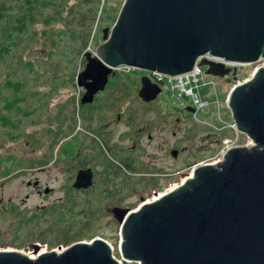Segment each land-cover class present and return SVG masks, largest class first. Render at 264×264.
<instances>
[{
  "label": "water",
  "instance_id": "95a60500",
  "mask_svg": "<svg viewBox=\"0 0 264 264\" xmlns=\"http://www.w3.org/2000/svg\"><path fill=\"white\" fill-rule=\"evenodd\" d=\"M102 41L85 53L78 75L86 103L119 67L179 76L201 58L207 76L236 80L235 69L205 57L242 65L264 58V0H125ZM141 82L140 99L154 101L163 83ZM227 105L254 146L227 147L223 161L198 165L172 191L116 211L119 260L110 243L96 237L59 253L34 244V258L0 249V264H264V66L235 85Z\"/></svg>",
  "mask_w": 264,
  "mask_h": 264
},
{
  "label": "rangeland",
  "instance_id": "374dc122",
  "mask_svg": "<svg viewBox=\"0 0 264 264\" xmlns=\"http://www.w3.org/2000/svg\"><path fill=\"white\" fill-rule=\"evenodd\" d=\"M41 1L44 3L53 1L55 4L52 7L47 3L34 12L35 23L29 25L27 34L19 36L17 49L13 51L14 56L9 62L11 66L6 67L8 65L6 62L0 63V83L4 80L5 74L15 71L14 77L18 81H25L24 89L37 90L40 93L39 97L42 98L40 103L29 101L23 105L33 113L21 119L20 133L9 130L6 134L0 128V156L11 155L21 164L20 167H11L9 162L0 164V171L2 166L11 167L8 176L0 173V249L31 255L32 245L37 244L47 251L59 253L75 242L90 243L94 238L101 237L110 243L113 255L119 260L121 229L116 216L109 208L114 206V203L95 199L89 201L86 197L55 203L64 195V185L67 184L68 175L59 171L56 164L48 167L44 163L48 124L44 111L46 100L47 103H51V108L58 103L76 104L79 99V88L75 79L79 70L84 68V55L87 52H95L103 43V29L110 30L113 27L125 0H93L94 3L100 1L97 12L96 4L93 2L81 4L80 0ZM16 7L11 12L13 19L24 13L22 8ZM47 19L52 20L48 26L43 22ZM43 31L47 32L45 36L42 35ZM59 31H61L60 35ZM0 39H3L2 34ZM27 62L33 63L32 72L23 71V64ZM262 66H264V58L256 64L237 68L236 80L231 79L230 75L221 79L212 75L207 76L205 74L207 68H202L204 81L198 82L197 87L193 85L192 89L193 93H199L203 105L192 104V98L183 94V104L197 107V114L193 115V118L198 123L204 120L208 131H216L220 139L219 148L208 155L206 164L223 161V153L227 147L245 145L249 149L250 146H254L253 141L244 133L238 134L231 130L228 124H231L233 119L226 103L235 85L238 82L240 84L248 82L254 72ZM115 70L117 72L114 84L125 85V88L130 90L128 92L130 99L133 97L131 90L139 88L141 77L152 79L149 71L146 70L132 68L128 73L122 67ZM167 84V81L161 84L160 96L157 98L162 102L160 104L162 112L167 113L177 109L182 117L185 116L183 108L177 107L183 104L173 96V93H178L173 92ZM125 99L126 96L121 95L117 97L116 103L124 104ZM51 122H53L51 126L56 123L54 118ZM56 149L57 147H54L51 151L50 163L56 157ZM190 172L192 173L191 170ZM35 180H38L40 185L48 182V186L54 189L53 193L44 194L42 188L41 193H38L36 188L27 186V182ZM181 181L182 178L178 177L171 184L163 185L157 194L153 192L146 194L144 201L137 200L130 206L131 210L146 200H156L159 198L157 197L159 193L172 191L177 188L174 184L180 185ZM22 200L26 201L22 203ZM10 207L15 212H11ZM59 215L64 216V223L57 218ZM64 233L73 237L67 245L64 243L66 238L64 241L61 240Z\"/></svg>",
  "mask_w": 264,
  "mask_h": 264
},
{
  "label": "flooded vegetation",
  "instance_id": "af4514ba",
  "mask_svg": "<svg viewBox=\"0 0 264 264\" xmlns=\"http://www.w3.org/2000/svg\"><path fill=\"white\" fill-rule=\"evenodd\" d=\"M84 68L76 75V85ZM116 72L108 76L102 92L95 93L89 103L85 89L79 85L76 104L58 103L51 108V103H45L48 124L44 163L48 167L56 164L68 175L64 195L55 203L86 197L114 203L109 207L113 215L120 209L131 210L135 201H144L151 192L157 194L178 177L184 182L183 178L192 174L189 170L206 165L208 155L219 148L218 133L208 131L204 120L198 123L193 118L197 107L178 105L184 110L183 117L177 109L163 113L162 102L157 100L160 95L154 101L140 99L141 79L139 88L131 90L130 99L125 85L114 84ZM79 80L84 85L89 83ZM121 95L126 96L124 104L116 103ZM52 118L56 123L51 126ZM54 147L56 157L50 163ZM27 186L38 193L42 188L47 195L54 191L48 182L40 185L38 180L27 182ZM10 211L15 212L12 207Z\"/></svg>",
  "mask_w": 264,
  "mask_h": 264
},
{
  "label": "trees",
  "instance_id": "16d2710c",
  "mask_svg": "<svg viewBox=\"0 0 264 264\" xmlns=\"http://www.w3.org/2000/svg\"><path fill=\"white\" fill-rule=\"evenodd\" d=\"M48 1V0H47ZM89 3L93 0H80V3ZM100 1L95 6L96 12L99 9ZM49 3V2H47ZM41 0H0V35H3V39H0V63H7L6 67H10L9 63L12 59L13 51L17 49V40L20 35H25L29 31V25L35 23L34 12H36L41 6L47 5ZM54 7L53 1L49 3ZM24 10L21 15L12 18V11L14 7ZM57 10V9H56ZM71 11V10H70ZM59 12V11H58ZM101 12V11H100ZM97 14V13H95ZM52 20H44L45 25H49ZM59 35L61 31L58 32ZM47 32L43 31L42 35H46ZM72 35V34H70ZM54 47L53 41L51 42ZM23 71L32 72L33 63L27 62L23 64ZM15 71L5 74V78L0 83V128L6 134L9 130H13L20 133L21 130V119L31 115L33 112L28 107L23 105L27 102L33 101L35 103L42 102V98L39 97V91L32 90L26 91L23 85L25 81H18L14 75ZM45 98L48 97L45 95ZM47 103V100H46ZM9 162L11 167H20L21 164L17 162L15 157L7 155L6 157L0 156V164ZM10 166H2L0 173L6 176L10 172ZM61 223H64V216H57ZM70 237V238H69ZM66 238V239H65ZM71 236L64 233V237L61 239L67 245L71 241Z\"/></svg>",
  "mask_w": 264,
  "mask_h": 264
},
{
  "label": "built area",
  "instance_id": "2783aa9c",
  "mask_svg": "<svg viewBox=\"0 0 264 264\" xmlns=\"http://www.w3.org/2000/svg\"><path fill=\"white\" fill-rule=\"evenodd\" d=\"M206 59H209L211 61H214L216 64H223V66H225L226 68H229L231 71L235 69V71H237V68L242 67L244 68L247 65H242L241 63L238 62H228L224 59H215L214 57H209L207 55V57H205ZM201 58H198L197 61L194 64V69L190 72H186L183 73L179 76H165L162 75L158 72H154L151 73L150 76L152 79H150V81L154 82V83H160L162 82L163 84L165 83V81H167V85L170 86L171 90L174 92L176 91L178 94L173 93V96L176 97V99L179 101L180 104L184 103L182 96L183 94L186 96H190L192 98L193 103L192 104H199V105H203L202 101L200 100V95L199 93H193V89L192 86L195 85V87H197V83L203 80L202 77V67H200L198 65L199 61ZM126 69V68H125ZM127 73L128 71H130V69H126ZM165 80V81H164ZM204 81V80H203ZM237 84H240L239 82ZM227 105V103H226ZM228 106V105H227ZM231 128V130H233V132H238L237 128L235 127L233 121L231 124H228ZM233 146H237V145H233Z\"/></svg>",
  "mask_w": 264,
  "mask_h": 264
},
{
  "label": "bare ground",
  "instance_id": "6f19581e",
  "mask_svg": "<svg viewBox=\"0 0 264 264\" xmlns=\"http://www.w3.org/2000/svg\"><path fill=\"white\" fill-rule=\"evenodd\" d=\"M128 69H130V68H128ZM186 178H188V177H186ZM186 178H183V180L185 181V179ZM45 249L44 248H40V252H43ZM28 256H30L31 258H34L35 256L33 255V254H27Z\"/></svg>",
  "mask_w": 264,
  "mask_h": 264
}]
</instances>
